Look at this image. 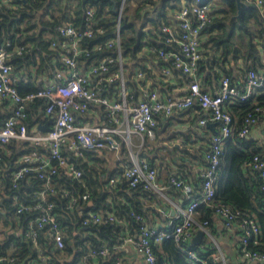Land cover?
Instances as JSON below:
<instances>
[{
  "label": "built area",
  "instance_id": "2783aa9c",
  "mask_svg": "<svg viewBox=\"0 0 264 264\" xmlns=\"http://www.w3.org/2000/svg\"><path fill=\"white\" fill-rule=\"evenodd\" d=\"M9 1L0 0V4ZM245 1L255 2L264 17V0ZM126 2L120 0L116 4L111 25L98 16L94 7L83 11L80 22L60 25L58 37L50 44L59 50V65L46 83L26 94H22L17 83L35 80L15 70L11 62L14 51L21 53L26 46L12 50L9 43L0 44V102L13 109L0 124V208L8 201L14 208L13 232L23 233L40 264H51L43 241L50 239L56 247L63 248L66 235L64 213L57 209L55 196L64 199L67 208L82 211L84 226L117 221L113 211L100 212L89 207L88 190L80 191L74 184L60 182V178L71 176L85 183L83 170L72 156L96 151L108 167H116L108 185L125 182L134 190L143 188L156 193L172 186L182 192L184 200L175 205V213L164 226H151L144 214L132 211L136 228L123 223L120 244L104 241L90 247L80 264H98L99 259L107 260L113 249L119 250L125 244L142 255L144 264H159L155 245L168 238L178 241L194 262L226 264L213 233L214 220L199 217L202 204L213 207L223 227L240 229L243 256L255 264H264V250L250 247L259 243L261 235L256 216L215 198L226 141L235 133L241 137L250 135L264 118V107L256 106L238 126L230 105L237 99L255 102L264 88V71L246 69L240 83L222 75L217 90L203 86L199 67L204 57L203 29L213 17L210 0H181L175 11L168 12L169 21L161 25L166 46L145 45L137 59L132 60L124 52L122 42L121 18ZM152 61L157 64L154 66ZM39 101L44 103L43 118L29 125L27 109ZM180 111L193 117L199 113L194 124L199 128L210 129L209 122H215L214 132L199 158L201 167L196 169L195 183L174 173L168 182L160 181L158 167L141 155L145 145L157 143L163 120ZM193 117L188 116V122ZM49 118L53 119L50 129L42 130L39 124ZM108 151L114 153L115 161L106 154ZM254 162L264 180V157L257 154ZM198 230L204 232L199 249L212 252L211 262L191 246ZM4 260L13 257L0 255V263ZM115 264H125L124 259L118 257Z\"/></svg>",
  "mask_w": 264,
  "mask_h": 264
},
{
  "label": "trees",
  "instance_id": "16d2710c",
  "mask_svg": "<svg viewBox=\"0 0 264 264\" xmlns=\"http://www.w3.org/2000/svg\"><path fill=\"white\" fill-rule=\"evenodd\" d=\"M210 2L213 17L203 29L204 57L199 67L202 84L204 87L216 88L222 75H228L232 81L240 83L241 77L238 74L250 68L258 71L264 66V17L256 3L252 1H247L238 17L236 0H210ZM119 3L120 0L2 2L0 44L9 43L8 47L12 50L21 45L26 46L21 53L14 51L11 62L15 70L35 80L34 83L24 81L17 83L22 94L36 90L37 85L46 83L53 76L55 67L59 65L57 60L59 50L52 49L50 44L58 37L60 25L70 21L80 22L83 11L88 7H94L98 16L111 25L113 18L116 17L114 8ZM180 3L181 0H127L121 18L122 42L124 52L130 54L132 60L137 59L139 51L145 45L166 46L163 42L161 25L169 21L168 12L175 11ZM143 67L146 68L145 63ZM43 106V101L29 105L27 109L29 125H35L42 120ZM256 106L264 107V88L255 102L237 99L229 109L236 116L237 125L241 126L245 114ZM12 112V106L0 102V124ZM198 116L199 113H196L192 118V125L196 123ZM168 120L173 122V116ZM204 129L210 133L209 128ZM171 134V137H174L185 133L179 130ZM189 135L193 136V132L189 131ZM186 137L187 134L184 135L187 140ZM13 143L11 142L10 146L15 149ZM156 147V144H147L141 153L146 155L152 164L157 154ZM257 154L263 157L264 144L258 143L251 134L241 137L235 133L226 141L225 153L218 168L215 198L235 209L248 211L256 216L260 223L261 235L259 243L250 244V247L254 250H264V180L260 170L254 168V157ZM196 157L200 158L201 155ZM72 160L83 170L85 183H80L71 176L60 178V182L63 185L74 184L80 191L88 190L91 201L89 207L100 212L111 210L116 214L117 221L84 226L82 211L75 207V209L67 208L66 201L55 196L57 209L64 213L66 235L63 248L56 247L50 239L43 241L45 253L52 259L51 264H80L88 256L90 247L99 246L104 241L109 245L120 244L125 230L123 223H127L131 229L136 228L137 221L132 217L131 212L142 213L146 218L148 215L144 209V198L148 196L149 191L139 188L140 193L144 195L141 197L125 182H119L116 186L108 185V179L115 173L116 167H108L105 160L97 156L96 151L87 150L84 156H72ZM176 174L183 179H188L190 176L188 181L198 182L195 172L184 174L180 168H177ZM177 190L182 194L179 189ZM3 207L5 211H0V255L13 257V260H4L0 264H23L31 254L30 247L25 238L13 233L14 208L8 201L3 203ZM199 217L213 221L215 219L213 207L200 205ZM191 246L199 250L208 261H212L211 251L199 249L196 243H192ZM155 251L159 264H203L194 262L182 249L181 244L172 238L155 245ZM119 253V250L113 249L108 259H99L98 264L108 262L114 264ZM34 256L37 258L36 253ZM25 264H30V261Z\"/></svg>",
  "mask_w": 264,
  "mask_h": 264
},
{
  "label": "crops",
  "instance_id": "0c3cea01",
  "mask_svg": "<svg viewBox=\"0 0 264 264\" xmlns=\"http://www.w3.org/2000/svg\"><path fill=\"white\" fill-rule=\"evenodd\" d=\"M142 62L144 63L143 60ZM152 62H154V66L157 64L156 61ZM259 70L264 71V66ZM242 73L238 74V76L242 77ZM208 87L217 90L218 85L216 88L213 86ZM188 116L193 117V115H189L185 111L177 112L173 115V122H169L167 118V120H163L159 128V138L156 143L158 149L153 161L158 167V178L162 182H168L169 175L172 173L176 174L177 168H180L184 174H190V171L196 173V169L201 167L200 159L196 156L202 155L214 129L210 127V133H207L204 128H199L197 125H192L190 121L188 122ZM179 130L187 134V140L184 138L185 134H177V136L171 137L172 132ZM189 131L193 132V136L189 135ZM251 135L258 143L264 144V118L255 125ZM203 137H206V139ZM163 148H166V151L161 150ZM106 154L115 161V155L112 151H108ZM111 164H114V162L112 161ZM185 180H190V176ZM135 192H138L141 197L144 196L139 189H136ZM178 192L174 187L167 188L163 193L148 192L150 197L145 196L144 209L147 211L148 223L151 226H164L169 218L173 216L175 205L184 200L183 194ZM213 233L216 243L223 251L226 264H255L254 261L249 260L240 252L239 240L241 231L237 226L227 229L223 227L220 219L215 216ZM119 252L118 257H122L125 264H144L142 255L130 244L120 245ZM107 264L113 263L108 262Z\"/></svg>",
  "mask_w": 264,
  "mask_h": 264
},
{
  "label": "water",
  "instance_id": "95a60500",
  "mask_svg": "<svg viewBox=\"0 0 264 264\" xmlns=\"http://www.w3.org/2000/svg\"><path fill=\"white\" fill-rule=\"evenodd\" d=\"M200 1H209V0H200ZM237 1V5H238V13L236 14V16H240L243 7L247 4V2L245 0H236ZM53 119L49 118L45 123H40L39 127L42 130H48L50 129V123H52ZM208 126L210 127H214L215 126V122H209ZM14 233V232H13ZM17 236L24 238L23 233H19ZM204 236V232L202 230H198L197 233L194 235V237L192 238L193 242L196 244H199ZM30 247V251L31 254L29 256H27V258L23 261V264L27 263V261H30V264H40L39 260L34 256V251L31 248V243L29 241H26Z\"/></svg>",
  "mask_w": 264,
  "mask_h": 264
},
{
  "label": "bare ground",
  "instance_id": "6f19581e",
  "mask_svg": "<svg viewBox=\"0 0 264 264\" xmlns=\"http://www.w3.org/2000/svg\"><path fill=\"white\" fill-rule=\"evenodd\" d=\"M163 7V6H162ZM167 10V9H166ZM205 31V30H204Z\"/></svg>",
  "mask_w": 264,
  "mask_h": 264
},
{
  "label": "rangeland",
  "instance_id": "374dc122",
  "mask_svg": "<svg viewBox=\"0 0 264 264\" xmlns=\"http://www.w3.org/2000/svg\"><path fill=\"white\" fill-rule=\"evenodd\" d=\"M135 138V137H134Z\"/></svg>",
  "mask_w": 264,
  "mask_h": 264
}]
</instances>
